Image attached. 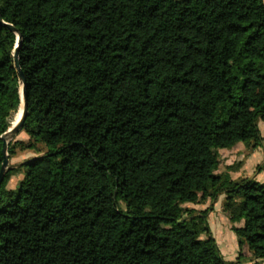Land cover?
<instances>
[{"label": "trees", "instance_id": "obj_1", "mask_svg": "<svg viewBox=\"0 0 264 264\" xmlns=\"http://www.w3.org/2000/svg\"><path fill=\"white\" fill-rule=\"evenodd\" d=\"M0 14L27 83L29 140L9 159L46 148L1 184L0 264H231L212 207H185L222 193L240 250L264 261V181L217 173L219 150L262 146L264 0H0ZM17 43L0 26V170Z\"/></svg>", "mask_w": 264, "mask_h": 264}, {"label": "rangeland", "instance_id": "obj_2", "mask_svg": "<svg viewBox=\"0 0 264 264\" xmlns=\"http://www.w3.org/2000/svg\"><path fill=\"white\" fill-rule=\"evenodd\" d=\"M258 126L263 138L262 146L254 149L252 146L239 143L232 149L219 150V168L217 173H229L232 178L238 179L240 177H251L260 171H264V121L259 120ZM20 140L27 142L29 137L25 132H20L9 138V142ZM45 151L46 148L42 145L37 146L35 149H18L16 154L10 158V166L18 165L29 158L42 155ZM23 177L22 170L15 173L11 176L7 187L10 189L16 188ZM117 199L120 203L119 208L125 211L126 199L122 196H118ZM225 204L226 195L222 193L214 203L207 200L198 204H185V207L195 212L212 207V211L208 216V222L226 261L231 264H264V261H255L253 259L252 252L247 246L242 247L240 250L238 238L232 230V224L225 212Z\"/></svg>", "mask_w": 264, "mask_h": 264}, {"label": "water", "instance_id": "obj_3", "mask_svg": "<svg viewBox=\"0 0 264 264\" xmlns=\"http://www.w3.org/2000/svg\"><path fill=\"white\" fill-rule=\"evenodd\" d=\"M0 26L8 27L12 32L16 33V35L18 37V43H17V46L14 50V62H15V67L18 70L19 80H20V84H21V95L23 98V109H22V113H21L19 120L17 121V123L15 124V126L11 130L6 131L2 136V140H3L2 153H3L4 160H3L1 170H0V188H1V184L4 180L6 172L10 168V159H9V155H8L9 138H12L13 136L19 134L21 132V130L23 129L25 119H26L27 114H28V107H27L26 76H25V74L21 68L20 59H19V46L21 45V39H22L21 33L14 25L5 22L2 19L1 14H0Z\"/></svg>", "mask_w": 264, "mask_h": 264}, {"label": "crops", "instance_id": "obj_4", "mask_svg": "<svg viewBox=\"0 0 264 264\" xmlns=\"http://www.w3.org/2000/svg\"><path fill=\"white\" fill-rule=\"evenodd\" d=\"M264 171H260L259 173H257L256 175L254 176H251V177H254L255 179L259 180V181H264V174H263ZM231 177V176H230ZM259 177V179H258ZM232 178V177H231ZM240 178H247V177H240ZM238 178V179H240ZM250 178V177H249ZM261 178V179H260ZM233 180H237V179H234L232 178Z\"/></svg>", "mask_w": 264, "mask_h": 264}, {"label": "bare ground", "instance_id": "obj_5", "mask_svg": "<svg viewBox=\"0 0 264 264\" xmlns=\"http://www.w3.org/2000/svg\"><path fill=\"white\" fill-rule=\"evenodd\" d=\"M21 99H22V104H21V113H22V109H23V98H22V95H21ZM21 113H20V115H19L17 121L19 120V118H20V116H21ZM13 115H14V113L11 114V117H12ZM17 121H16V123H17ZM14 126H15V124H14L13 126H10L8 130H11ZM8 130H7V131H8Z\"/></svg>", "mask_w": 264, "mask_h": 264}]
</instances>
